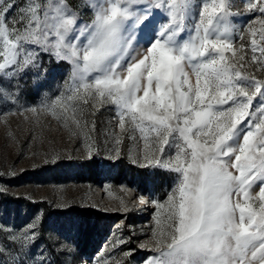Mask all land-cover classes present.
Returning <instances> with one entry per match:
<instances>
[{
  "label": "snow or ice",
  "instance_id": "obj_1",
  "mask_svg": "<svg viewBox=\"0 0 264 264\" xmlns=\"http://www.w3.org/2000/svg\"><path fill=\"white\" fill-rule=\"evenodd\" d=\"M241 4L0 0L2 122L47 115L83 137L79 163L102 169L125 158L127 139L130 164L171 174L164 201L137 196L155 209L147 239L131 247L135 226L125 235L117 225L122 259L108 254L111 264H133L137 251L146 253L139 264H264V0ZM29 80L36 103L23 95ZM105 107L113 118L102 149L95 117ZM64 162L53 152L31 170ZM16 175L0 172V195ZM119 202L115 211L137 207ZM55 206L71 207L62 195ZM42 219L40 210L23 228L0 225V264H97L60 229L41 242Z\"/></svg>",
  "mask_w": 264,
  "mask_h": 264
},
{
  "label": "rangeland",
  "instance_id": "obj_2",
  "mask_svg": "<svg viewBox=\"0 0 264 264\" xmlns=\"http://www.w3.org/2000/svg\"><path fill=\"white\" fill-rule=\"evenodd\" d=\"M234 3L242 7L241 0H234ZM35 91L33 82L29 80L23 94L28 102H37ZM112 118L111 107L101 109L95 117L94 137L102 149L105 131ZM3 119L0 117V172L7 174L14 171L17 175L3 181L9 194L0 195V225L23 228L36 213L43 210L41 242L48 243V235L54 229H60L73 238L79 250L86 253L84 260L92 256L97 264H105V261L111 264L108 254L117 262L122 259L121 251L112 249L113 241L121 234L117 225H124L125 235L128 234V225L135 226L137 235L131 247L147 239L143 233L149 231L147 225L153 221L155 209L153 206L138 205L137 196L143 194L149 199L164 201L172 182L171 174L130 164L128 153L133 145L127 139L122 146L125 158L115 168L102 169L91 163H79L83 137L70 139L68 132L51 117L41 115L37 122L36 117L25 120L23 115L17 114L7 117V125L2 122ZM53 152H59L65 162L47 167L44 171L31 170L32 165L40 163L45 154ZM69 156L72 159H67ZM24 169L28 171H22ZM108 184L112 185L111 189L105 187ZM124 187L134 191L124 192ZM61 195L71 207L55 206ZM120 197H124L130 207L133 203L137 207L127 213L115 211L120 208ZM40 200L52 203H33ZM73 220H84L90 227L77 233L70 227ZM60 238L64 239L63 236ZM145 255V252L137 251L131 258L133 264H139ZM101 256L105 259L101 260ZM79 260L80 257H77L78 264Z\"/></svg>",
  "mask_w": 264,
  "mask_h": 264
}]
</instances>
